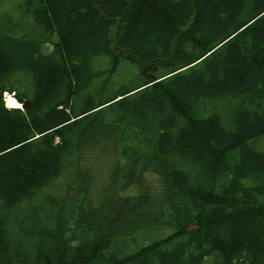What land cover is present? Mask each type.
Listing matches in <instances>:
<instances>
[{
  "label": "trees",
  "instance_id": "16d2710c",
  "mask_svg": "<svg viewBox=\"0 0 264 264\" xmlns=\"http://www.w3.org/2000/svg\"><path fill=\"white\" fill-rule=\"evenodd\" d=\"M17 1L35 28L0 33V264H264V0ZM121 60L139 82L104 98ZM64 176L77 193L38 197Z\"/></svg>",
  "mask_w": 264,
  "mask_h": 264
},
{
  "label": "rangeland",
  "instance_id": "374dc122",
  "mask_svg": "<svg viewBox=\"0 0 264 264\" xmlns=\"http://www.w3.org/2000/svg\"><path fill=\"white\" fill-rule=\"evenodd\" d=\"M0 1H3L2 6H0V23H3L5 25V26H0V33L5 34L7 32L14 31L15 26H12V25L21 24V26L16 29V31H18V29H19L20 30L19 32H21V34H29L32 31V28L33 29L35 28L34 26H32V24L30 22L31 21L30 17H28V20H26V22L23 24H22L23 19H21L18 16L12 15L9 18L10 11L14 12V10H15L14 5H12V3H14L16 5L18 2L17 0H0ZM55 41H56L55 38H53L52 43H54ZM50 51H51V49L48 46V43L40 46L39 52L42 55L48 54ZM90 67L94 73H98L102 70H105L109 67L108 58L107 57H98V58L91 61ZM154 67L155 66H153L152 68L154 69ZM137 72H138L137 66L133 62H131L130 60H121L116 72L114 73V75L111 78V81L109 83L110 87L108 85L106 90L111 93L113 90H115L119 86H123V85H135L136 86L139 82V79L137 78ZM103 77L104 76L93 79L91 82L92 86L86 91V94L94 95L96 93V91L98 90V88L103 85V81H102ZM16 80L18 81L17 86H26L27 85V81H25V79H23L22 77L18 76V77H16ZM217 108H218L217 105L216 106H209L205 109L202 108V113L204 114V116H206L209 112L216 110ZM233 112H234V109H231V110L226 109L225 111L223 110L222 114L225 113L227 115H232ZM109 114L111 115V112H109ZM251 144L256 145V148L258 149L259 152H264V140H259L256 143L252 142ZM100 150H101V148H97V149H95V151L91 155L87 156V158L90 159V161L88 163L92 162L94 164V168H93L92 172L89 174H90L91 178H93L94 176H97V177L102 176L103 179H105V178H109V173H107L109 163L108 162H102L101 160H99V156L97 153ZM97 181H98V179H96V181L93 184L95 185V183ZM67 182H68V180L64 176L60 181L59 194L58 195L63 194L64 188H65ZM69 187H70L71 193H77L80 186H79V183L77 181H74V182L69 184ZM52 189H53V187H50V188L45 189L44 191H41L39 193V197L44 198V196L47 192L55 195L51 191ZM90 203L92 206H94L93 202H92V196L91 195H90ZM170 233H171V230L163 229L162 231H159L158 234L153 233L152 239L146 238L145 240L140 241V243L144 244V242H149L152 240L153 241L159 240V239L165 238Z\"/></svg>",
  "mask_w": 264,
  "mask_h": 264
},
{
  "label": "water",
  "instance_id": "95a60500",
  "mask_svg": "<svg viewBox=\"0 0 264 264\" xmlns=\"http://www.w3.org/2000/svg\"><path fill=\"white\" fill-rule=\"evenodd\" d=\"M28 106H29V105H28ZM28 106H27V107H28Z\"/></svg>",
  "mask_w": 264,
  "mask_h": 264
},
{
  "label": "bare ground",
  "instance_id": "6f19581e",
  "mask_svg": "<svg viewBox=\"0 0 264 264\" xmlns=\"http://www.w3.org/2000/svg\"><path fill=\"white\" fill-rule=\"evenodd\" d=\"M254 52V51H253Z\"/></svg>",
  "mask_w": 264,
  "mask_h": 264
}]
</instances>
